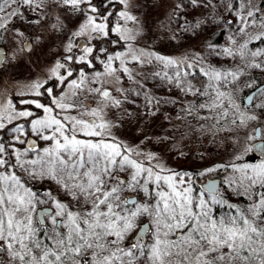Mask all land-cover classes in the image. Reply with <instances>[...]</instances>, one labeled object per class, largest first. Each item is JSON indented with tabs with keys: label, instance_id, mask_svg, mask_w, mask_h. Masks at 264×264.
<instances>
[{
	"label": "snow or ice",
	"instance_id": "1",
	"mask_svg": "<svg viewBox=\"0 0 264 264\" xmlns=\"http://www.w3.org/2000/svg\"><path fill=\"white\" fill-rule=\"evenodd\" d=\"M42 54L0 99V264H264V0H0V77Z\"/></svg>",
	"mask_w": 264,
	"mask_h": 264
},
{
	"label": "rangeland",
	"instance_id": "2",
	"mask_svg": "<svg viewBox=\"0 0 264 264\" xmlns=\"http://www.w3.org/2000/svg\"><path fill=\"white\" fill-rule=\"evenodd\" d=\"M163 10L160 12H155L153 15H161ZM188 43H193V41H188ZM56 45L52 44L51 47L47 49L48 53L54 52ZM161 50L165 54L178 55L183 49H175L170 45H162ZM51 59L48 54H42L39 61L40 67L38 68L35 63H33L34 58L31 60L28 57H24L23 63L19 64L17 68H10L9 72L4 76L0 77V99L9 97L19 91L23 90L28 83H30V77H39L41 71H45V63ZM172 162V161H170ZM181 166H188L183 161L179 162Z\"/></svg>",
	"mask_w": 264,
	"mask_h": 264
}]
</instances>
